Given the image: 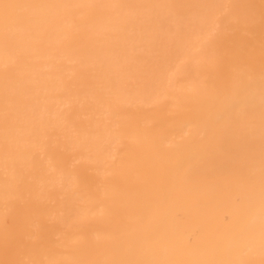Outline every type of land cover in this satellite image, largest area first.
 Masks as SVG:
<instances>
[{
  "label": "bare ground",
  "instance_id": "6f19581e",
  "mask_svg": "<svg viewBox=\"0 0 264 264\" xmlns=\"http://www.w3.org/2000/svg\"><path fill=\"white\" fill-rule=\"evenodd\" d=\"M0 264H264V0H0Z\"/></svg>",
  "mask_w": 264,
  "mask_h": 264
}]
</instances>
